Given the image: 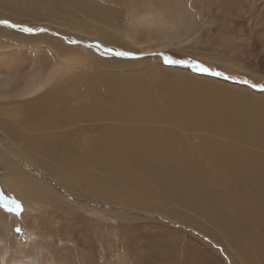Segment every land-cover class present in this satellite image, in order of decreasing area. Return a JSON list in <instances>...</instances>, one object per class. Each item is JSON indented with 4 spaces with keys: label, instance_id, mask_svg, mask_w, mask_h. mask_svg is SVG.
Listing matches in <instances>:
<instances>
[{
    "label": "rangeland",
    "instance_id": "374dc122",
    "mask_svg": "<svg viewBox=\"0 0 264 264\" xmlns=\"http://www.w3.org/2000/svg\"><path fill=\"white\" fill-rule=\"evenodd\" d=\"M76 1L94 4L98 18ZM64 2L0 0V21H8L0 23V74L20 81L58 67L66 94L80 80L73 72L87 75L80 78L92 94L75 100L86 104L82 113L95 94H109L105 79L126 77L133 83L113 97L129 102L104 100L105 120L38 133L0 126L2 153L22 146L13 174L40 179L36 190L16 191L0 164V222L9 228L0 255L7 249L19 264H264V0ZM141 98L148 105L130 104ZM197 112L210 118L207 127L182 123ZM27 132L42 139L41 151ZM13 200L21 213L4 207L15 208Z\"/></svg>",
    "mask_w": 264,
    "mask_h": 264
},
{
    "label": "bare ground",
    "instance_id": "6f19581e",
    "mask_svg": "<svg viewBox=\"0 0 264 264\" xmlns=\"http://www.w3.org/2000/svg\"><path fill=\"white\" fill-rule=\"evenodd\" d=\"M46 2V5H50V4H55L59 9H63V8H66V5H69V3H66L64 2V0H44ZM73 1V0H72ZM79 5L83 6V7H87L89 9H85V15H90L92 17H95L97 16V13L96 12V8L94 4H87L86 2L84 1H76ZM66 4V5H65ZM68 7V6H67ZM98 18V16H97ZM223 26V25H222ZM227 31V30H226ZM192 39H190L189 41H191ZM178 47L180 46V44H177ZM154 49L151 48V47H145L143 48L142 52L143 53H150V52H153ZM228 58V57H227ZM234 58V57H233ZM235 60V59H234ZM92 62L94 65H105V61H100L99 59H92ZM92 64V65H93ZM58 65V64H57ZM89 66V65H88ZM22 70L25 69L24 66L21 67ZM52 70L49 71V72H46V68L45 67H41V69H36V73L31 75L30 77H27V74L26 76L25 75H22L20 74V81H19V77H16V76H13V74H8L6 75L5 73L3 74H0V100H6L5 102L3 101V103H0V126L3 128V127H8L9 129L12 128L16 125H19L21 127H26L29 131L32 130V131H35L34 133H38L36 132L37 130H40L42 132V130H47V129H52V128H55L57 126H61V125H65L66 123H73L79 119H86L88 118L89 116H92L91 118L95 119V120H102V119H106L108 118V113L106 111V109H108V106L109 104L110 105H113V106H120L123 107L124 105L127 104V102L124 103V99L122 97V100H120V96H118L117 98H114V94L116 95L117 91L116 89L118 87H126V86H129L131 83H133L132 81H129L126 79V77L122 78V77H118V78H121L122 80H124V83L120 82V80H116L117 77H110L108 78L107 80L105 79L104 82H106V85L108 87V95L106 93V95L104 97H99L98 96V93L95 94L97 95L96 96V103H95V107L92 106L93 108H96L97 111L96 113L92 112L91 111V104L90 102H93L92 100L90 102H88V112H78V109H81V108H86V104L83 102L82 105H77L75 103V100L78 96H85V95H88V94H92V89L86 82L84 79H81L83 76H87V75H81L79 77V75L77 73H72L74 74L75 78H79L80 80L78 82L76 81H72L69 86L72 88V90L70 91L71 93H68L66 94V85H65V80L63 79H60L57 81V75L59 73V69L58 67H54V68H51ZM61 70V69H60ZM85 72V71H84ZM96 72V71H95ZM137 72V71H136ZM173 72V71H172ZM30 73V72H29ZM81 74L83 72H80ZM88 73V72H87ZM163 73V72H162ZM170 73V72H169ZM174 73V72H173ZM179 73V72H178ZM86 74V73H85ZM96 74L98 75V73L96 72ZM172 75V73H170ZM176 74V73H175ZM183 74V73H181ZM90 75V74H89ZM97 75L94 77L96 78ZM167 75V74H166ZM169 75V74H168ZM167 75V77H168ZM177 75V74H176ZM91 77L93 76V73L92 75H90ZM100 76V75H98ZM186 76V75H185ZM15 77H16V82L14 83L15 81ZM70 77V76H69ZM73 77V76H72ZM103 76H100L99 78H101ZM138 77V75H137ZM170 80H174V81H179L178 79L179 76H170ZM190 77V76H188ZM68 78V77H67ZM93 78V77H92ZM98 78V77H97ZM104 78V77H103ZM140 78V77H139ZM134 79H136V77H134ZM56 80V81H55ZM88 81L90 79H87ZM193 80V79H192ZM191 82H194L192 81ZM55 81V82H54ZM100 81V80H99ZM189 81V80H188ZM54 82V84L51 86V88L49 89V85H51L52 83ZM138 86L139 83L137 81H134ZM198 82V81H196ZM200 83V86H201V83L202 82H199ZM198 84V83H196ZM93 85L95 86V83L93 82ZM188 83H186V86L183 87V89H186L188 87ZM81 86H84V88H80ZM135 86V85H134ZM202 87V86H201ZM48 89V90H47ZM128 89V88H127ZM200 89V88H199ZM203 89V88H202ZM129 90V89H128ZM203 91V90H201ZM40 92H43L42 95L38 96L40 94ZM123 93V92H121ZM204 93V92H202ZM85 94V95H84ZM199 95L201 93H198ZM206 95V94H205ZM204 95V96H205ZM247 95V94H246ZM114 96V97H113ZM249 96V95H248ZM94 99V98H93ZM251 99V98H250ZM106 101L107 103V108L104 109L105 105H104V102ZM144 100V101H142ZM247 100V98H246ZM255 100V99H254ZM257 100V99H256ZM104 101V102H103ZM232 101V100H231ZM110 102V103H109ZM234 102V101H233ZM257 102V101H256ZM109 103V104H108ZM228 103V102H227ZM242 103V102H241ZM263 103V102H262ZM6 104V105H4ZM132 105L134 104H139L141 106H146L148 105L147 104V101H145V99L141 98V101H138V102H134V103H130ZM229 104V103H228ZM227 104V105H228ZM236 104V103H235ZM246 104V103H245ZM93 105V104H92ZM98 105V106H96ZM153 105V104H152ZM212 105V104H211ZM216 105V104H215ZM226 105V104H224ZM233 105V104H232ZM241 106V104H239ZM131 106V105H130ZM169 106V105H168ZM238 106V107H240ZM112 107V106H110ZM183 107V106H182ZM210 107V105L208 106ZM214 107V105H213ZM216 107V106H215ZM242 107V106H241ZM117 108V107H116ZM218 108V107H217ZM111 109V108H109ZM115 109V108H114ZM239 109V108H238ZM117 111L118 108L116 109ZM218 110V109H217ZM178 111H182V110H178ZM178 111H177V114H178ZM227 111V110H225ZM92 112V113H90ZM140 112V111H139ZM143 112V111H142ZM146 112V111H145ZM149 112V111H148ZM233 112V111H232ZM263 112V111H262ZM111 113V111H110ZM117 113V112H116ZM135 113V112H134ZM224 113V112H223ZM153 114H155L153 112ZM222 114V113H221ZM253 114H256L255 112H253ZM114 115V114H113ZM145 115V114H144ZM158 115V113H157ZM161 115H164L163 117L165 119H168L170 118L171 116L167 115L166 112L162 111L160 114ZM158 115V117H160ZM130 116V115H129ZM121 117V116H120ZM133 117H135L133 115ZM234 117V116H233ZM143 118V117H142ZM154 118V117H153ZM163 118V119H164ZM190 119H193V118H196L195 121H189L188 119L184 120V124H195V126H202V127H207L208 126V122H211L210 118L204 114H201V113H193V114H190V117H188ZM158 119V118H157ZM162 119V120H163ZM177 119V118H176ZM226 119H230V118H225V117H219L217 120H226ZM161 120V119H160ZM227 121V120H226ZM229 121V120H228ZM217 122V121H216ZM236 122V121H235ZM16 124V125H15ZM237 124V123H236ZM12 125H14L12 127ZM19 127V128H21ZM18 128V129H19ZM5 129V128H4ZM248 129V128H247ZM17 130V129H16ZM22 130V128H21ZM20 130V131H21ZM24 130V129H23ZM23 130L22 132H18L19 133H23ZM10 131V130H8ZM15 131V130H14ZM25 131V130H24ZM31 131V133H32ZM12 133V132H11ZM14 133V132H13ZM12 133V134H13ZM17 133V132H16ZM29 132H27V139L28 142H32L30 143V146L31 144H35L36 145V149H37V152L40 150H42V146L40 145V143L42 142V139H41V142L39 143L38 142V139L37 141L33 139V136L31 135V133H29L30 135H28ZM248 134V132H245ZM9 135V134H8ZM20 135V134H19ZM23 135V134H22ZM21 135V136H22ZM38 135V134H36ZM34 135V136H36ZM245 135V134H244ZM244 135H241L240 137L244 136ZM16 136H18L17 134H15V138ZM21 136H19L20 138H18V140L22 139ZM30 136V138L28 137ZM246 136V135H245ZM8 137V136H7ZM24 137H25V133H24ZM38 137V136H36ZM48 138V136H46ZM252 137V136H251ZM256 137V136H255ZM12 138V137H11ZM26 138V137H25ZM44 138V137H43ZM243 138V137H242ZM246 138V137H244ZM14 139V137L12 138ZM10 140V139H9ZM17 140V139H16ZM19 140V141H20ZM24 140V139H23ZM23 145L26 146V144ZM13 141V140H11ZM10 141V142H11ZM150 141H153V138L152 140L150 139ZM15 142H18V141H15ZM149 142V141H148ZM12 143V142H11ZM20 143V142H19ZM154 143V142H153ZM156 143V142H155ZM162 143V142H160ZM13 144V143H12ZM29 144V143H28ZM44 144V143H43ZM14 145V144H13ZM15 145H17V143H15ZM20 145V144H19ZM21 146V145H20ZM19 146V147H20ZM23 146V147H24ZM29 146V145H28ZM33 146V145H32ZM39 146V147H38ZM5 147V146H4ZM13 147V146H12ZM17 145V148L19 149L18 153L17 152H12L10 149L8 151H11L12 154L14 155L13 157L10 156V152L8 151H5V149H3V151L5 153H2V151H0V164L3 165V167L8 171V173L11 175V177L5 179L6 183L9 185V188H12V189H15L16 191L21 187L23 188V186L26 188L28 186H32L31 188H34V190L37 189V187L40 186V184L38 183L39 186L36 187V184L37 182H39L40 179H37V180H34V182L32 181V179H29L28 178V175H27V172L25 175H21V174H13L14 173V163L11 161L13 160L14 162H16L17 165H20L21 166V163L18 162L21 158H19V156H22L23 155V152H22V148L20 149ZM22 147V146H21ZM27 148V147H26ZM26 148H23V149H26ZM29 149V148H28ZM33 149V148H32ZM44 149V148H43ZM34 150V149H33ZM24 151V150H23ZM27 151V150H26ZM30 151V150H29ZM45 153V151H43ZM29 153L28 155H30V152H27ZM20 154V155H19ZM33 154V153H32ZM35 154V153H34ZM217 154V152H214L213 155ZM45 155V154H44ZM218 155V154H217ZM43 156V155H42ZM44 157V156H43ZM18 160V161H17ZM21 161V160H20ZM23 161V160H22ZM5 169L3 171H5ZM226 170V169H225ZM16 171V170H15ZM24 173V172H23ZM22 173V174H23ZM27 175V176H26ZM31 177V175L29 176ZM34 177V176H33ZM32 178V177H31ZM35 178V177H34ZM33 178V179H34ZM27 181H29L31 184H29V182L27 183ZM41 182V181H40ZM42 184V182H41ZM43 185V184H42ZM24 188V189H25ZM23 189V190H24ZM22 190V192H23ZM39 190V189H38ZM19 191V190H18ZM49 191V190H48ZM47 191V192H48ZM20 192V191H19ZM21 194H25V191ZM33 193V190L31 191ZM30 193V195L32 194ZM18 194V192H17ZM23 194V195H24ZM35 194L39 195L38 193H33V197L37 198L38 196ZM54 197V196H53ZM55 201V200H54ZM25 203V202H24ZM28 203V202H26ZM25 203V204H26ZM2 213V212H1ZM0 213V215H1ZM14 215V214H12ZM105 217V216H104ZM5 218V217H4ZM7 219H3L1 220L0 222V233H1V237H0V244L3 242V244L5 245V238L4 236L8 233V224H7ZM31 237V235H28V239ZM6 248H8L6 245H5ZM7 249L6 251L0 255V262L1 264H19V263H14L13 261H9L8 259V256H7Z\"/></svg>",
    "mask_w": 264,
    "mask_h": 264
},
{
    "label": "snow or ice",
    "instance_id": "6c2138e0",
    "mask_svg": "<svg viewBox=\"0 0 264 264\" xmlns=\"http://www.w3.org/2000/svg\"><path fill=\"white\" fill-rule=\"evenodd\" d=\"M0 23H8V21H0ZM25 31L31 32V31H33V29L26 28ZM109 51H111V50H109ZM116 54L117 55H125V56L130 55L129 53H116ZM169 62H173V61H169ZM203 70L208 71V69H203ZM215 75H221V73H215ZM254 87H255V85H254ZM12 203L15 204V208L8 207L7 203L4 204V207L7 209V211L15 212L17 214H19L23 211V206L21 203H19L18 201H15V200H13Z\"/></svg>",
    "mask_w": 264,
    "mask_h": 264
},
{
    "label": "water",
    "instance_id": "95a60500",
    "mask_svg": "<svg viewBox=\"0 0 264 264\" xmlns=\"http://www.w3.org/2000/svg\"><path fill=\"white\" fill-rule=\"evenodd\" d=\"M197 73H200V74H208V75H211V76H215V73L216 72H209V71H204L203 69H197L195 70Z\"/></svg>",
    "mask_w": 264,
    "mask_h": 264
}]
</instances>
